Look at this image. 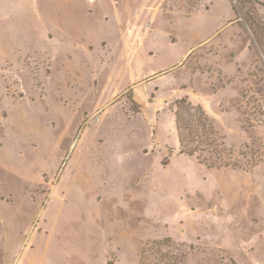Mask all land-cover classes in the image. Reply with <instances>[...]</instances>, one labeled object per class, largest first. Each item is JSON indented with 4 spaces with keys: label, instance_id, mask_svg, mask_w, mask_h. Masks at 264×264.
I'll use <instances>...</instances> for the list:
<instances>
[{
    "label": "rangeland",
    "instance_id": "rangeland-1",
    "mask_svg": "<svg viewBox=\"0 0 264 264\" xmlns=\"http://www.w3.org/2000/svg\"><path fill=\"white\" fill-rule=\"evenodd\" d=\"M235 5L0 0V264H264V46ZM183 97L233 166L180 152Z\"/></svg>",
    "mask_w": 264,
    "mask_h": 264
},
{
    "label": "trees",
    "instance_id": "trees-1",
    "mask_svg": "<svg viewBox=\"0 0 264 264\" xmlns=\"http://www.w3.org/2000/svg\"><path fill=\"white\" fill-rule=\"evenodd\" d=\"M258 0H235V11L237 15L243 17L245 23L252 31L255 40L261 46H264V23L259 15L254 11L255 3ZM174 123L177 130L180 152L189 156H196L199 161L206 162L201 152L206 151L210 154L206 163L209 166H233L223 160L221 155L224 150V143L218 142L215 137V129L209 115L201 105H194L187 97L175 100L174 102ZM170 259L168 264H176L177 257L173 254L166 253L165 256ZM173 259V260H172ZM172 260V261H171ZM167 264V263H166Z\"/></svg>",
    "mask_w": 264,
    "mask_h": 264
}]
</instances>
